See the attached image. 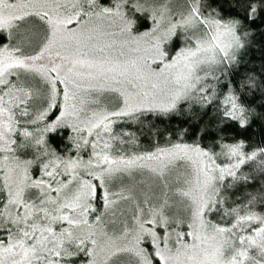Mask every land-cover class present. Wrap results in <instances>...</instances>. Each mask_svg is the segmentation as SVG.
<instances>
[{
	"label": "snow or ice",
	"instance_id": "1",
	"mask_svg": "<svg viewBox=\"0 0 264 264\" xmlns=\"http://www.w3.org/2000/svg\"><path fill=\"white\" fill-rule=\"evenodd\" d=\"M0 264H264V0H0Z\"/></svg>",
	"mask_w": 264,
	"mask_h": 264
}]
</instances>
